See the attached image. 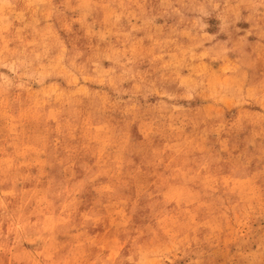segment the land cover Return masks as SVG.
Instances as JSON below:
<instances>
[{"label": "rangeland", "instance_id": "374dc122", "mask_svg": "<svg viewBox=\"0 0 264 264\" xmlns=\"http://www.w3.org/2000/svg\"><path fill=\"white\" fill-rule=\"evenodd\" d=\"M0 264H264V0H0Z\"/></svg>", "mask_w": 264, "mask_h": 264}]
</instances>
